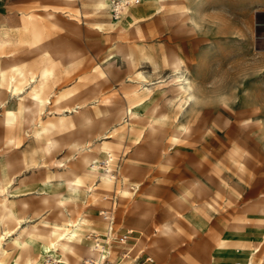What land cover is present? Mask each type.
<instances>
[{"label":"rangeland","instance_id":"1","mask_svg":"<svg viewBox=\"0 0 264 264\" xmlns=\"http://www.w3.org/2000/svg\"><path fill=\"white\" fill-rule=\"evenodd\" d=\"M113 1L96 13L89 0H0V68L21 88L2 99L12 113L0 104V160L16 163L10 198L22 226L66 222L56 204L65 179L83 147L101 145L115 177L103 186L80 171L95 191L67 207L89 225L71 264L90 257L88 235L105 233L113 208L115 235L132 233L112 243L108 264H264V0H140L120 18ZM172 60L191 82L189 102L170 101ZM42 73L37 136L20 104L33 103ZM139 97L134 121L127 109ZM4 246L6 264H23L26 253Z\"/></svg>","mask_w":264,"mask_h":264},{"label":"bare ground","instance_id":"2","mask_svg":"<svg viewBox=\"0 0 264 264\" xmlns=\"http://www.w3.org/2000/svg\"><path fill=\"white\" fill-rule=\"evenodd\" d=\"M155 1L161 2L163 0ZM107 4L108 0H97L95 2L94 11L98 13L100 10L104 9ZM188 13V8L181 11V14L188 15ZM117 22L118 21H115L113 24L116 25ZM170 66L175 74L171 77L169 83L177 92L172 98H170V101H173L175 98L185 100L186 102H189L192 98L195 99L194 94L191 92V82L182 72H180V62L178 60H172ZM16 68V66H11V71H14ZM45 77L46 74L42 73L39 82L37 79L34 80V78H31L33 79L30 81L32 82L31 99L33 100V103L31 105L20 104V112L23 116L22 123L27 128H31L34 124V126H36L34 128H36L35 132L37 136L39 135V132L42 131L40 119L41 112L46 103L49 102L48 97L46 99L41 97V93L45 86ZM0 79L3 83L0 86V104L5 107L4 102H2L4 95H6L7 92L15 94L19 92L21 88L17 85V78L14 73H7L6 68H0ZM146 90L149 91L150 88L147 87ZM139 92V88L135 87L132 89V93L136 96L139 95ZM144 106L145 99L139 97L135 105L130 106L127 109L132 120H140L141 115L137 111V108H142ZM62 110V107L55 108V111L58 114H60ZM9 113H12V111L5 107V116ZM54 146V142H49L45 144L44 150L49 152ZM73 147L77 148L79 147V144L75 143ZM96 154L105 157L108 163L107 168L99 165ZM79 155L77 161L78 169L71 172L73 177L65 179L66 191L69 194H59L56 200L57 206L61 209V216L66 222L53 223L48 226L46 225L43 228L33 225L22 226L25 219L18 216L13 210L10 198L12 193L17 192L15 191L17 188L13 186V178L9 177L10 171L16 163L9 160L7 155L4 157V160H0V264H6L8 252L4 243L7 239H9V243H11L15 250V257H19L21 252L26 253L23 264H45L47 256L54 260L55 264H71L70 256L79 255L78 253L82 250L83 244L86 241L85 230L89 225L85 220L86 218L83 212L74 211L77 217L73 219L71 214L68 213L70 210H68L67 207L70 204L76 205L83 196L90 195L95 191L93 186H87L83 183L82 177L79 175L80 171L84 170L87 177L97 178L100 185L108 186L113 182L114 177L110 172V162L114 159V154L108 150V147L96 145L94 149L93 145H87L82 148ZM24 162L25 160L23 158L22 163ZM100 172H102L103 175H100ZM45 186L46 185H44V187ZM65 212L67 213L65 214ZM161 230L166 234L171 233V228L168 225L163 226ZM88 251L91 255L94 254L95 247L91 244ZM258 251H260V245H256L253 248V252L257 253ZM14 262L15 259L13 258V260L7 264H13Z\"/></svg>","mask_w":264,"mask_h":264},{"label":"built area","instance_id":"3","mask_svg":"<svg viewBox=\"0 0 264 264\" xmlns=\"http://www.w3.org/2000/svg\"><path fill=\"white\" fill-rule=\"evenodd\" d=\"M112 5V13L114 17H119L125 8L130 4H139L140 0H114ZM108 164V163H106ZM113 172L112 170L110 171ZM113 177L114 174L112 173ZM109 197V196H108ZM103 219L105 220L106 227L105 233L103 235H88V239L93 238V247H95V253L90 255L89 258L85 259L82 264H108L110 263L109 259L111 257V245L112 243L125 244L129 239V235L132 233L115 235V209L102 212ZM45 264H55L54 260L48 259ZM236 264H244L238 262ZM247 264H251L249 261Z\"/></svg>","mask_w":264,"mask_h":264},{"label":"crops","instance_id":"4","mask_svg":"<svg viewBox=\"0 0 264 264\" xmlns=\"http://www.w3.org/2000/svg\"><path fill=\"white\" fill-rule=\"evenodd\" d=\"M23 1H25V0H23ZM53 1H58V0H42V3H45V5H48V4L52 3ZM89 1H92L93 2V6L95 7V2L97 0H89ZM52 9H55V8H52ZM52 9H50L49 11H52ZM78 9H79V12H81V7L78 8ZM55 12H58V11H55Z\"/></svg>","mask_w":264,"mask_h":264}]
</instances>
